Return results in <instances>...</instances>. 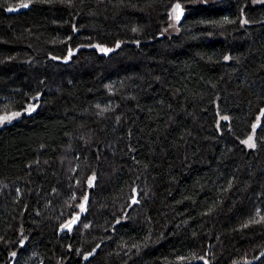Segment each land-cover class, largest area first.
<instances>
[{
  "label": "trees",
  "instance_id": "trees-1",
  "mask_svg": "<svg viewBox=\"0 0 264 264\" xmlns=\"http://www.w3.org/2000/svg\"><path fill=\"white\" fill-rule=\"evenodd\" d=\"M38 94L0 264H264V0H0V116Z\"/></svg>",
  "mask_w": 264,
  "mask_h": 264
},
{
  "label": "water",
  "instance_id": "water-1",
  "mask_svg": "<svg viewBox=\"0 0 264 264\" xmlns=\"http://www.w3.org/2000/svg\"><path fill=\"white\" fill-rule=\"evenodd\" d=\"M32 7V5L30 3H26V4H22L19 6H15V7H10L7 10L8 14H20L23 12L28 11L30 8ZM42 98V94H38L35 97H33L31 99L30 104L22 111L19 112H12L10 114H6V115H2L0 116V119H8L11 117H19V116H30L32 114H34L36 112V110L38 109L39 106V101ZM92 183H90L89 186H91ZM133 203H135V200H133ZM82 213L84 212V210H81ZM80 215H75L73 218H71L70 220H68L66 223H64L63 225H61V227L59 228V232L61 234L63 233H70L73 232L75 230V228L77 227V225L80 223ZM87 258V257H86Z\"/></svg>",
  "mask_w": 264,
  "mask_h": 264
},
{
  "label": "rangeland",
  "instance_id": "rangeland-1",
  "mask_svg": "<svg viewBox=\"0 0 264 264\" xmlns=\"http://www.w3.org/2000/svg\"><path fill=\"white\" fill-rule=\"evenodd\" d=\"M213 1H217V0H213ZM177 5H179V7H177ZM182 6H184L183 3H181ZM181 5L179 2L173 4L170 8L169 11V21H168V28L166 30V35L168 36H172L175 35L179 32V21L181 19V17L184 14L183 8H181ZM14 119H16V117H11L8 119H0V127H3L7 124H9L11 121H13ZM247 145L251 148L254 146V138L253 136H251L247 142ZM80 209L85 210L84 204L80 206ZM15 259V256L13 258H11V262H13Z\"/></svg>",
  "mask_w": 264,
  "mask_h": 264
},
{
  "label": "snow or ice",
  "instance_id": "snow-or-ice-1",
  "mask_svg": "<svg viewBox=\"0 0 264 264\" xmlns=\"http://www.w3.org/2000/svg\"><path fill=\"white\" fill-rule=\"evenodd\" d=\"M177 7H179V5H177Z\"/></svg>",
  "mask_w": 264,
  "mask_h": 264
}]
</instances>
